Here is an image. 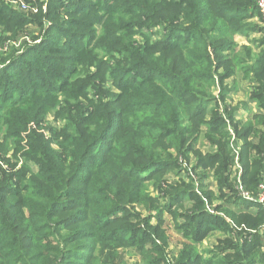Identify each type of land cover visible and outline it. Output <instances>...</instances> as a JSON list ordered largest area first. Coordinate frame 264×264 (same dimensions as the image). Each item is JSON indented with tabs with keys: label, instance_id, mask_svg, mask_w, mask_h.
Segmentation results:
<instances>
[{
	"label": "trees",
	"instance_id": "obj_1",
	"mask_svg": "<svg viewBox=\"0 0 264 264\" xmlns=\"http://www.w3.org/2000/svg\"><path fill=\"white\" fill-rule=\"evenodd\" d=\"M260 20L256 0H0V158H22L0 176V264H264V210L231 175L237 140L247 191L263 171Z\"/></svg>",
	"mask_w": 264,
	"mask_h": 264
},
{
	"label": "built area",
	"instance_id": "obj_2",
	"mask_svg": "<svg viewBox=\"0 0 264 264\" xmlns=\"http://www.w3.org/2000/svg\"><path fill=\"white\" fill-rule=\"evenodd\" d=\"M12 2L16 3V6L19 8L20 11L27 9V5L23 3L22 1H20L19 3L15 1H12ZM256 5L258 7L260 17H261V20L259 23L260 25L264 26V0H256ZM24 40H28L27 35H23V36L21 35L20 38L12 42L13 44H15V47H17V45L19 44L20 46V44ZM4 49H6V46L4 47ZM1 66L2 65L0 64V67ZM51 122L54 123L52 120ZM233 150H234L235 156H234V164L231 168V171H232L231 175H232V178H234V188H235L237 195L241 197V199L243 200H254L264 210V165H263L262 176L257 184L256 191L254 193L249 192L245 189L244 184L241 182L242 168L240 167L238 160H237V150L234 148ZM16 160L17 161L11 160L13 163H10L0 158V176H2L3 172L9 173V172L17 170L22 164V158H19V156H17ZM263 161H264V153H263ZM8 163L11 165L14 164V166L11 167ZM208 210L211 211L210 208H208ZM261 229L262 231H260V233L264 234V224L262 225Z\"/></svg>",
	"mask_w": 264,
	"mask_h": 264
},
{
	"label": "rangeland",
	"instance_id": "obj_3",
	"mask_svg": "<svg viewBox=\"0 0 264 264\" xmlns=\"http://www.w3.org/2000/svg\"><path fill=\"white\" fill-rule=\"evenodd\" d=\"M12 5H16V3H11ZM32 10L33 12L35 11L34 9H30ZM28 11V8L26 10H22V12H27ZM28 31V30H27ZM38 40H36L35 42H37ZM238 43L239 44H242L244 43L245 41L241 38H238ZM19 44L17 45V47L15 49H20L22 47V45H20L19 47ZM247 85H249V81L247 80H244V79H236V81L234 82V84L231 86L232 89H231V92L229 94H232V93H235V94H240V93H244L245 90L247 89ZM238 98H242V97H238ZM241 99H236L237 102V107L242 110V109H246L248 108V106L246 105V103L244 101H240ZM250 112H249V115L252 113L251 110L252 108H249ZM51 117H53L52 114H50ZM49 122H51V118L48 119ZM58 122H54L52 125L56 126V127H59L60 123H59V120H57ZM31 167L32 169H35V165L34 164H31ZM169 178V176H168ZM167 221L165 223V226H166V233L168 235V242H169V249H172V250H176L180 247L181 245V236L176 232V230L173 228V223H172V220L170 218L169 215H167L166 217ZM216 233L215 235L211 236L208 238V240L206 241V244H203L200 246V251H206V249H208L211 245H213L216 241ZM125 262L126 264H142V262H140V257L134 253H131V252H127L126 255H125Z\"/></svg>",
	"mask_w": 264,
	"mask_h": 264
},
{
	"label": "crops",
	"instance_id": "obj_4",
	"mask_svg": "<svg viewBox=\"0 0 264 264\" xmlns=\"http://www.w3.org/2000/svg\"><path fill=\"white\" fill-rule=\"evenodd\" d=\"M31 29H32V31L31 32L29 31L30 34H35V33L38 32V30L35 29L33 26L31 27ZM248 91H249V88H248V85H247V89L245 90L244 93H240V94L232 93L229 96V100L231 99L230 101L232 102V104H236L238 102V101H236V99H241L240 101H244L246 103V105L248 106V108L242 109V110H239L238 111L237 118H239L241 121H245L246 120V118H247V116H248V114L250 112L249 111L250 110L249 108H252L251 112H257V108H256L255 104L253 102H251V101L248 100ZM238 97H242V98H238ZM232 145L234 146V147L233 146L232 147L234 149H236L237 150V153H238L239 141L238 140H237V142L234 141V143ZM211 188L213 189V191L215 193H217V190L215 188V182L212 183ZM218 203H222V201L221 200H218ZM217 234H219V233H217Z\"/></svg>",
	"mask_w": 264,
	"mask_h": 264
}]
</instances>
